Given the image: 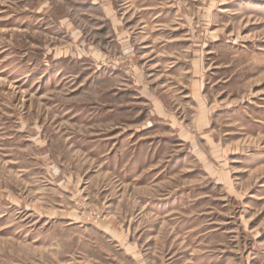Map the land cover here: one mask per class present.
<instances>
[{"label":"rangeland","instance_id":"374dc122","mask_svg":"<svg viewBox=\"0 0 264 264\" xmlns=\"http://www.w3.org/2000/svg\"><path fill=\"white\" fill-rule=\"evenodd\" d=\"M0 264H264V0H0Z\"/></svg>","mask_w":264,"mask_h":264}]
</instances>
